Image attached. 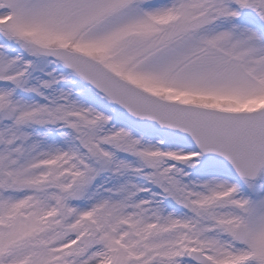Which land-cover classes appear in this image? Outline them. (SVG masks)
Here are the masks:
<instances>
[{
    "label": "snow or ice",
    "instance_id": "snow-or-ice-1",
    "mask_svg": "<svg viewBox=\"0 0 264 264\" xmlns=\"http://www.w3.org/2000/svg\"><path fill=\"white\" fill-rule=\"evenodd\" d=\"M0 264H264V0H0Z\"/></svg>",
    "mask_w": 264,
    "mask_h": 264
}]
</instances>
